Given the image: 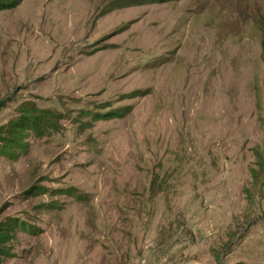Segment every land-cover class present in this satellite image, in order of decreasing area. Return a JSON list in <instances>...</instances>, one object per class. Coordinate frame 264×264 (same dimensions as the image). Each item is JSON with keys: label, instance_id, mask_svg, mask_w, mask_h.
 <instances>
[{"label": "rangeland", "instance_id": "1", "mask_svg": "<svg viewBox=\"0 0 264 264\" xmlns=\"http://www.w3.org/2000/svg\"><path fill=\"white\" fill-rule=\"evenodd\" d=\"M0 10L4 264H264V0H14Z\"/></svg>", "mask_w": 264, "mask_h": 264}, {"label": "trees", "instance_id": "2", "mask_svg": "<svg viewBox=\"0 0 264 264\" xmlns=\"http://www.w3.org/2000/svg\"><path fill=\"white\" fill-rule=\"evenodd\" d=\"M14 0H0V10L13 7ZM264 25V22H262ZM262 60L264 61V39L262 40ZM20 111V118L0 129V153L17 154L25 147V139L33 133L37 136L46 135L54 127V119L50 112L39 109H24ZM256 168L251 175L256 182H261L264 189V142L262 147L254 152ZM29 226L19 222L9 221L0 225V264H4L11 255L12 244L15 243L20 231H28Z\"/></svg>", "mask_w": 264, "mask_h": 264}]
</instances>
